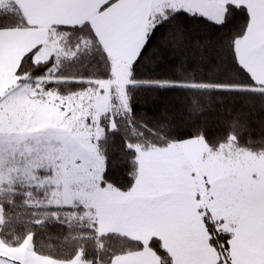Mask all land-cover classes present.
Segmentation results:
<instances>
[{
    "label": "trees",
    "instance_id": "trees-1",
    "mask_svg": "<svg viewBox=\"0 0 264 264\" xmlns=\"http://www.w3.org/2000/svg\"><path fill=\"white\" fill-rule=\"evenodd\" d=\"M249 19L245 7L228 4L220 23L179 8L166 10L149 27L142 50L128 66L126 111L102 118L98 138L102 186L121 191L133 186L136 145L162 147L200 137L212 151L231 143L252 153L264 152V88L249 76L236 55ZM26 25L13 0L0 9V28ZM52 29L65 34L64 43L74 53L33 62L29 51L15 71L17 81L40 79L46 88L65 95L111 79V57L88 22ZM21 165L17 161L16 166ZM35 173V178H44L51 170L41 167ZM35 178L14 172L0 180V236L7 246H20L30 236V248L37 254L60 260L79 256L88 264H109L118 254L143 248L140 240L130 236L99 233L96 220L84 214L81 205L52 204V184ZM201 211L218 262L232 264L230 234L220 227L221 219L207 209ZM148 245L159 255L160 264H172L158 238H151Z\"/></svg>",
    "mask_w": 264,
    "mask_h": 264
},
{
    "label": "rangeland",
    "instance_id": "rangeland-1",
    "mask_svg": "<svg viewBox=\"0 0 264 264\" xmlns=\"http://www.w3.org/2000/svg\"><path fill=\"white\" fill-rule=\"evenodd\" d=\"M11 3L12 0H0V9ZM53 37L52 41L32 53L33 62L46 60L51 55L71 56L74 53L75 50L64 43V33L55 32ZM111 65V79L98 81L93 88L65 95L46 88L40 79L35 83L19 82L15 75L7 79L0 90V180L8 179L14 172L33 179L36 177L35 169L49 167L51 174L37 177L35 181L52 184L51 203L81 205L84 214L96 220L98 232V223L100 229H105L108 222L117 228L133 231L134 226H126V220L135 216L153 220L154 208H158L157 212L162 209L157 217L167 218L170 222L172 214L167 208L172 209L171 203L179 207L190 203L201 213L204 207V210L213 211V216L226 219L235 216L237 205L243 208L250 206V211L264 216V152L252 153L227 143L214 153L200 137L174 141L162 147L136 145L138 168L133 186L126 191L102 186L103 159L98 148V138L103 130L102 118L107 113L117 115L127 109L124 86L128 66L112 61ZM215 158L221 159L220 165L214 164ZM251 158L253 162H249ZM19 160L22 165L16 166ZM212 185L238 192L230 203L219 207L213 202L216 194ZM251 200L255 204L248 205ZM134 203L142 207L133 209ZM190 210L192 213L190 211L188 215L192 219L195 213L192 208ZM178 217L174 215L172 221ZM177 222L181 227V222ZM190 224L191 230L195 227L197 232V225ZM141 227V232L145 233L143 237L153 233V225L147 227L143 224ZM165 231L163 229L162 234ZM168 235L170 241L166 244L171 251L166 250L158 239L172 264L174 260L175 264H215L219 261V256L218 259L207 256V247L210 246V251L214 248L209 237L207 241L193 238L186 249L187 241L180 244ZM148 242L147 246L151 248ZM1 244L6 245L0 236V251ZM22 245L30 247V236ZM85 263L88 264L87 261Z\"/></svg>",
    "mask_w": 264,
    "mask_h": 264
},
{
    "label": "crops",
    "instance_id": "crops-1",
    "mask_svg": "<svg viewBox=\"0 0 264 264\" xmlns=\"http://www.w3.org/2000/svg\"><path fill=\"white\" fill-rule=\"evenodd\" d=\"M13 1L19 7L27 25L0 28V90L7 79L15 74L24 54L29 51L33 53L42 45H46L47 42L49 43L54 39L52 28L55 25L71 26L88 22L102 48L111 57V61L115 64L129 66L142 50L149 27L166 10L183 8L200 14L214 23H220L224 18L226 5L228 4L243 6L249 12V23L244 35L237 42L236 55L238 62L249 76L264 88V0ZM212 157H218V155H212ZM241 157L244 156L241 154ZM244 158L247 159V156ZM214 161L216 165L221 164V159L217 160L215 158ZM249 162H253V159L251 158ZM252 177H254V174H252ZM211 187L213 193L216 194L213 202L219 207H222L224 203H230L229 201L234 198V194L238 192V190H226L229 188L218 185H212ZM221 193H228L229 195H221ZM253 204L255 202L251 200L248 205ZM171 206L172 209L167 208L169 209L167 210L168 213L172 214L170 222L167 218L164 220L156 216V214L162 212V209L157 212L158 208L153 209V220L137 218L136 216L127 219L125 225L130 226L129 228L134 226L133 231L128 230L132 232L117 228L111 222L105 223L107 225L105 229H100L98 223L99 233L116 231L140 239L145 244L141 250L114 256L110 264H160L157 253L147 246V242L152 236L159 238L166 250L169 249L166 243L170 241L168 233L180 244L187 241L186 249L189 248L188 242L193 238H202L207 241L209 235L202 213L195 208V205L189 203L187 206L179 207L171 203ZM141 207L134 203L133 209H140ZM191 208L195 213L192 219L188 215L190 211L192 213ZM250 208V206L243 208L237 205L234 208V210L238 209L235 216L228 219L217 215L213 216V211L207 209L214 218L221 219L220 227L230 234L229 256L232 264H264V216L255 214V212L250 211ZM176 214L181 217L176 218L181 222V227L177 226L179 224L177 220L172 221ZM190 223L197 225V232L194 229L195 227L191 230ZM143 224L147 227L153 225V233L143 237L142 235L145 234L141 232L143 229L141 225L143 226ZM164 226L169 227L164 228ZM163 229H166L164 234H162ZM180 244L179 247H181ZM1 245L0 264H85L81 259L60 260L40 255L32 251L30 247L23 245L16 247ZM209 248L210 246L207 247L209 252L207 256L218 259L216 250L212 248L210 251ZM171 254L173 255L174 252L172 251ZM173 264H175V260ZM215 264L225 263L216 262Z\"/></svg>",
    "mask_w": 264,
    "mask_h": 264
}]
</instances>
